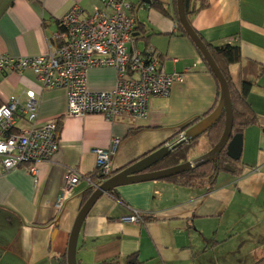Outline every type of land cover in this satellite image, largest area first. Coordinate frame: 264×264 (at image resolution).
Returning a JSON list of instances; mask_svg holds the SVG:
<instances>
[{"label":"crops","instance_id":"crops-1","mask_svg":"<svg viewBox=\"0 0 264 264\" xmlns=\"http://www.w3.org/2000/svg\"><path fill=\"white\" fill-rule=\"evenodd\" d=\"M128 1L139 27L134 47L139 51L152 47L164 69L182 73L183 80L174 84L168 97L151 100L146 119L109 122L101 115H67V92L42 89L32 71L0 73V108L12 97L26 104L33 92L38 123L62 125L60 149L51 161L38 164L36 179L26 166L5 172L0 161V264H61L87 189L82 182L63 209H55L69 170L90 176L97 168L95 151L109 149L114 139H120L113 169L121 171L172 144L182 125L206 116L217 103V80L195 44L178 30L175 0H154L167 8L169 16L143 0ZM208 2L209 7L193 17V28L213 46H238L242 62L231 67L233 80L238 87L244 81L252 84L248 102L258 124L243 134L242 158L234 172L218 175L211 190L158 180L115 189L121 202L105 194L83 224L77 249L80 264H126L131 255L141 264H238L240 260L232 256L238 252L232 248L235 241L243 249L249 233L264 238V0ZM77 5L86 15L102 7L100 0H0V53L15 58L47 54L61 19ZM128 47L132 49V44ZM116 81L112 68H93L87 75L93 90L112 89ZM29 127L18 117L14 134ZM205 142H199L190 160L212 149ZM134 211L149 221H121ZM260 247L264 251L259 243L250 264L264 257Z\"/></svg>","mask_w":264,"mask_h":264},{"label":"built area","instance_id":"built-area-1","mask_svg":"<svg viewBox=\"0 0 264 264\" xmlns=\"http://www.w3.org/2000/svg\"><path fill=\"white\" fill-rule=\"evenodd\" d=\"M100 3L102 7L90 15L77 5L63 17L47 54L15 58L0 53V73L32 71L42 89L65 90L69 116L101 115L109 122L121 118L146 119L151 100L168 97L174 84L182 81L184 75L176 70L168 73L152 47L144 51L134 47L137 22L128 0H100ZM104 67L116 70L115 87L109 90L89 88V70ZM18 117H23L30 127L14 134ZM183 142H189L186 132L168 146L172 148ZM119 145L120 139H114L109 149L95 151L96 170L103 182L114 174L113 158ZM59 149V123H38V104L33 92L28 93L26 104L12 97L0 108V161L5 172L26 166L36 179L38 164L51 161ZM82 182L94 190L103 183L70 169L55 205L57 211L63 209L66 200ZM143 216L134 211L121 221L138 224L142 223Z\"/></svg>","mask_w":264,"mask_h":264},{"label":"trees","instance_id":"trees-1","mask_svg":"<svg viewBox=\"0 0 264 264\" xmlns=\"http://www.w3.org/2000/svg\"><path fill=\"white\" fill-rule=\"evenodd\" d=\"M184 4H185L186 16L191 26H192L193 17L196 16L202 10H205L209 7L208 0H184ZM151 6L152 8L159 11L161 14L165 16H169V12L167 8L162 3L158 1H153L151 2ZM174 18L177 21L178 30L180 31V33L183 36L189 38L186 32L184 31V29L182 28V25L180 24V21H179L178 10H177V0H175ZM138 29L139 27L137 25L136 31ZM194 31L199 35V37L202 39V41L206 45L215 63L217 64L219 70L221 71V73L223 74L225 80L227 81L229 85L232 104H233V111H234V123H233L232 137L237 134H244V132L249 127L258 124V117L256 113L254 112L251 104L248 102V97L250 94V90L252 88V84L250 82L244 81L242 85L238 87L235 84L232 74H231V67L234 65H238L242 62L241 50L238 46H232V45L213 46L211 43H208L207 41H205V39L199 32H197L195 29ZM199 54L204 60L200 51H199ZM204 63L206 64L205 60H204ZM207 67H208L209 72L213 74V72L211 71L208 65ZM217 84H218L217 103L215 104V107L212 110H210L209 113L206 114V116L212 113L219 104L220 86H219L218 81H217ZM202 118L194 119L182 125L177 135L173 137L172 140L177 139V137H179L180 134L189 130L192 126L198 123ZM58 123H59V130L61 132L62 125L60 122ZM224 130H225V115H223L222 118L213 127H211L206 133H204L200 138L194 141L188 142V143L183 142L173 147L172 152L163 161H161L156 166H154L150 171H160V170L168 169V168L175 167L180 164L186 163L187 161L190 160L191 152L196 148V146L199 144L203 136L207 139V141L211 145V148H214L219 143L224 133ZM149 155L150 153L145 155L142 158H145ZM135 162H138V160L134 161L133 163ZM133 163L127 165L123 170L131 166ZM237 163L238 162L232 161L227 156V149L225 148L221 152V155L219 156L218 161L216 163L214 162L207 163L189 172H185L177 176H173L171 178L165 179V181L173 183L175 185L187 186V187H192V188L207 186L209 190H211L215 186L218 175L222 172L228 171L226 169V166L230 164L233 168H235ZM90 177H92L93 180L97 183L103 182V179L99 177L97 170L93 174H91ZM94 191L95 190L93 188L86 189V191L84 192V204L91 197ZM108 194L115 196L118 202H121V199L118 198V194L116 193L115 189L109 192ZM147 221H149V218H146L145 216H143L142 223H145ZM263 263H264V260L260 261L258 264H263ZM61 264H68L67 254L61 257ZM77 264H80V263L77 262ZM102 264H118V262L113 261L111 263L105 262ZM126 264H141V263L138 261V257L136 255H131L130 257L127 258Z\"/></svg>","mask_w":264,"mask_h":264},{"label":"water","instance_id":"water-1","mask_svg":"<svg viewBox=\"0 0 264 264\" xmlns=\"http://www.w3.org/2000/svg\"><path fill=\"white\" fill-rule=\"evenodd\" d=\"M143 3L151 4V1L143 0ZM177 10L182 28L202 54L206 64L209 66V68L215 75L220 86V99L218 106L212 113L202 118L198 123H196L194 126H192L189 130L186 131L187 139L189 142H191L200 138L211 127H213L222 118L223 115H225L224 133L219 143L209 152L178 166L160 171H150L154 166L163 161L172 152L173 147L170 148L169 146H164L161 149L150 154L149 156L138 161L134 165L126 168L125 170L118 172L114 171L113 176L105 180L94 191L91 197L82 206L76 217L69 238L67 250L68 264H77L78 241L83 224L96 202L105 194H108L114 189L129 184L165 180L173 176H177L179 174L199 168L207 163H216L218 161L219 156L221 155V152L225 148L227 149V156L232 161L239 162L242 158L243 134H237L232 137L234 111L229 85L225 80L223 74L219 70L206 45L190 25L186 16L184 0H177ZM226 169L230 172H234V169L230 164L226 166Z\"/></svg>","mask_w":264,"mask_h":264},{"label":"rangeland","instance_id":"rangeland-1","mask_svg":"<svg viewBox=\"0 0 264 264\" xmlns=\"http://www.w3.org/2000/svg\"><path fill=\"white\" fill-rule=\"evenodd\" d=\"M205 140H206V138L203 136L200 141H204V145H206ZM248 240H249L248 242L241 245V247L243 249H240V244H237L236 241L232 245V248H234V251L236 249L238 250L237 253L233 252V254H232L233 258H234V256H237L238 260H240L238 264H250L255 253L258 252V250L254 251V249L259 246V243L264 244V238L262 235L258 238L256 235H252L249 233ZM234 245H236V247H234ZM258 249L262 250L263 247H260ZM257 254H258V256H263V255H259L261 253H257ZM258 258H261V257H258ZM262 260H264V257L260 261H262Z\"/></svg>","mask_w":264,"mask_h":264}]
</instances>
